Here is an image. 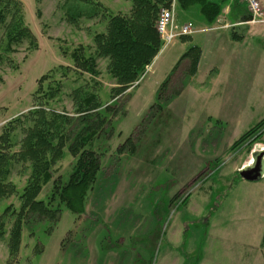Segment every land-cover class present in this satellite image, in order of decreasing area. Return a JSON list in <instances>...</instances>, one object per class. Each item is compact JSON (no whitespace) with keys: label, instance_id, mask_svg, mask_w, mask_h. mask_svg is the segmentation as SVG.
Wrapping results in <instances>:
<instances>
[{"label":"rangeland","instance_id":"374dc122","mask_svg":"<svg viewBox=\"0 0 264 264\" xmlns=\"http://www.w3.org/2000/svg\"><path fill=\"white\" fill-rule=\"evenodd\" d=\"M20 1L35 38L7 49L0 28V135L40 104L70 119L52 180L68 178L76 158L67 147L87 123L98 134L84 146L100 154V169L82 213L65 205L56 218L28 213L19 248L10 252L9 232L30 172L29 166H13L9 180L16 191L0 198V264H264V174L250 181L237 173L264 150V124L233 146L264 117V73L244 68L229 76L222 71L214 83L215 70L192 74L189 58L173 70L195 44L178 36L118 96L113 102L118 105L105 109L115 85L107 59L96 57L98 74L93 75L76 64L73 52L93 56L94 35L105 30L109 15L127 12L130 2L97 0L96 12L81 4L84 12L76 16L71 0ZM173 1L179 30L195 17L177 8L176 0L159 7L157 16ZM179 18L187 22L178 23ZM246 37L253 53L254 38ZM75 88H80L77 97ZM89 93L102 107L83 115L78 97ZM28 125L15 126L11 151L19 149L16 141ZM52 186V181L45 184L37 199L46 200Z\"/></svg>","mask_w":264,"mask_h":264},{"label":"trees","instance_id":"16d2710c","mask_svg":"<svg viewBox=\"0 0 264 264\" xmlns=\"http://www.w3.org/2000/svg\"><path fill=\"white\" fill-rule=\"evenodd\" d=\"M71 1L73 3L70 7L76 11V16H82L83 6L91 7L96 12V7L99 5L97 0ZM128 1L130 2L128 11L109 15L105 30L94 35L95 50L93 56L85 57L81 52L78 53L76 50L73 52L76 64L93 75L98 74L95 69L96 57L107 59V69L114 79L115 85L112 89V101L103 107L105 109L118 105V103L114 104L113 102L118 99L120 94L139 81L161 49L162 40H160L155 24L157 12L159 7L167 6L171 0ZM176 2L181 7L198 4L200 12L209 22L214 21L222 9L220 3L213 0H176ZM95 12L93 13L96 14ZM0 28L7 49L24 40L31 42L35 38L24 21L23 4L20 0H0ZM182 38L189 37L184 36ZM199 57V46L190 45L180 55L173 70L181 62L180 60L189 58V70L193 74L196 71ZM169 78L167 77L159 86L157 99L160 96V89L164 88ZM79 91L80 88L74 89L76 97ZM53 92L43 93V96L51 95ZM78 98L80 105L85 106L80 109V111H84L83 115L96 112L102 107V104L97 101L95 93H89ZM156 103L160 110L163 106L158 102ZM106 117L102 113V118ZM84 118L86 120L87 116ZM69 121L70 119L64 113L48 110L45 106L38 104L33 106L21 120L11 121L0 135V198L7 197L16 191L15 186L9 180L13 166L20 164L30 168L27 183L19 195L20 210L9 232L10 252H16L19 248L22 225L28 213L33 212L44 217L56 218L57 213L61 210V205H65L72 213L80 214L84 211L87 194L94 187L100 169V154L92 148L85 147L84 143L98 132L92 128L93 124L87 123L80 128L79 134L74 136L67 147L68 151L76 158L68 178L64 182L61 181L60 177L52 180L53 166L61 158L66 147ZM23 122H28L29 125L22 127V137L17 141L14 140L16 144H19V149L11 151L15 126L21 125ZM96 124L97 127L100 126V124ZM262 124H264V117L236 139L233 146L256 133ZM88 129H90V133L86 134ZM49 181L53 183L50 196L46 200L37 199L42 187ZM56 200L58 202H55ZM1 234L2 230L0 231ZM261 242L264 244V229Z\"/></svg>","mask_w":264,"mask_h":264},{"label":"crops","instance_id":"0c3cea01","mask_svg":"<svg viewBox=\"0 0 264 264\" xmlns=\"http://www.w3.org/2000/svg\"><path fill=\"white\" fill-rule=\"evenodd\" d=\"M213 1L220 3L222 9L218 17L212 22L206 20L200 12L198 4L186 7L179 5L177 7L188 16L195 17V22L190 19L187 20L193 24L196 30L187 37L190 40H194V45L200 48V57L195 72L201 71L211 74L210 71L215 70L214 83L222 71L229 76L242 73L244 68L248 70L258 69L259 73H264V24L249 23L246 5L240 0ZM259 1L264 10V0ZM187 21L179 18L178 23H185ZM198 35L203 36L197 38ZM246 35H252L254 38L255 50L253 49V53L252 50H249L250 48H247L248 40ZM180 38L182 39V37ZM238 49H241V52ZM236 54L239 55L237 57V59L239 58L238 64L234 63ZM250 57H255V59L250 62ZM257 58H261V63L255 61ZM230 79L234 81L233 78L230 77Z\"/></svg>","mask_w":264,"mask_h":264},{"label":"built area","instance_id":"2783aa9c","mask_svg":"<svg viewBox=\"0 0 264 264\" xmlns=\"http://www.w3.org/2000/svg\"><path fill=\"white\" fill-rule=\"evenodd\" d=\"M246 5L248 13L251 15L252 23H264V10L259 0H240ZM156 30L161 36L163 48L174 38L181 35H189L194 32L191 23L183 24L176 30L175 24V5L174 1L168 7L160 9L156 20Z\"/></svg>","mask_w":264,"mask_h":264},{"label":"water","instance_id":"95a60500","mask_svg":"<svg viewBox=\"0 0 264 264\" xmlns=\"http://www.w3.org/2000/svg\"><path fill=\"white\" fill-rule=\"evenodd\" d=\"M250 19V16L249 18ZM264 150H260L253 155V162L250 165L238 170V174L245 180H258L262 177L264 171Z\"/></svg>","mask_w":264,"mask_h":264}]
</instances>
